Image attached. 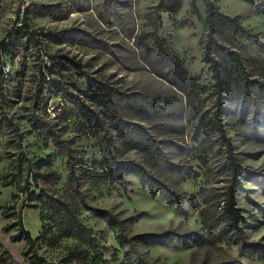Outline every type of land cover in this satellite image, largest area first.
<instances>
[{
    "label": "rangeland",
    "instance_id": "1",
    "mask_svg": "<svg viewBox=\"0 0 264 264\" xmlns=\"http://www.w3.org/2000/svg\"><path fill=\"white\" fill-rule=\"evenodd\" d=\"M207 57L227 76L222 101ZM168 58L195 82L176 83ZM0 119V264H264V0H0ZM218 124L247 168L238 229ZM125 162L174 198L117 178ZM51 197L85 238L41 218ZM14 207L33 248L12 240Z\"/></svg>",
    "mask_w": 264,
    "mask_h": 264
},
{
    "label": "trees",
    "instance_id": "2",
    "mask_svg": "<svg viewBox=\"0 0 264 264\" xmlns=\"http://www.w3.org/2000/svg\"><path fill=\"white\" fill-rule=\"evenodd\" d=\"M225 20L227 23H229L231 26L234 27L235 30H240L241 24L239 23V20L237 18H229V17H225ZM26 34L29 35L30 38H34V34L32 32H30L29 30L26 31ZM213 41H210V43ZM209 43V44H210ZM207 53H209V51H207ZM207 60H210V62H213L212 65V69L214 70V83H213V90H214V95L217 96L219 101H222L224 99V93L226 91H228L229 89V83H228V79L227 76H225L226 74H222L221 71L219 70L218 67V63L217 61H214L215 59H213L212 57H207ZM168 61L170 62V65H172V71L170 72L171 74H177V81L176 83L181 84V83H185V82H190L193 83L195 82V80H193L192 77L188 76V73L186 71V69L182 66L181 62L177 59V58H173L170 59L168 58ZM181 85H186L185 84H181ZM182 89H184L187 92H193V89L191 88V86L189 87H181ZM5 125V121H3L2 119H0V130L2 128V125ZM218 131L221 133L223 142L226 146L227 149V160L229 161V168H230V173L232 174V184L227 192V197H226V209L227 212L229 214V219L230 222L232 224V226H234L236 229H238L239 227V223H240V209L237 207V201H236V189L237 187L241 184V178L244 177L247 168H243L234 151V145L232 143L231 138L227 135L226 131L222 128V125L218 124ZM148 138H151V134L148 132ZM153 143L155 145V142L153 140ZM20 163V168H19V175L23 176L24 174V160H22L21 158L18 160ZM117 163V162H113ZM39 168L40 165H38ZM116 169H114V171H117V178H121L122 176H124L125 172L124 171H128V172H132L134 174H136L140 180L146 184H157L158 187H155V189H159L162 188L163 189H167L164 190L163 193L168 195L170 194L171 198V191L170 189H168V187H164L161 184H158L153 181H151V179H153L154 177H150L148 172L140 165L133 163V162H125L124 165L120 164V167L118 166L119 169H117V166L115 165ZM17 173H14L13 178L8 179V175L3 177V182L2 184L4 186H11L14 185L17 182V177H15ZM253 176H257V174L252 175ZM36 179V177H34ZM157 181V180H156ZM27 182L29 183V178L27 179ZM151 182H153V184H151ZM29 187H26L25 192H28ZM24 191V190H22ZM31 194H36L35 190L31 191ZM40 195V194H39ZM38 195V196H39ZM169 196V195H168ZM169 197V198H170ZM170 198V199H171ZM5 216L10 218L13 217L17 223H16V233L13 234L12 240L14 241H21V240H25L28 247L29 248H33L34 246V242H35V238L32 236L30 230H28L24 223H23V218L21 216L20 213L17 212L16 208L14 207V211L12 212H8L5 213ZM41 218L46 222V220L50 219L53 221V225L58 227V230H61L63 232H65V234L67 236H80L82 238H85L86 233L85 232H81L82 230H84L85 227H81V225L79 224V221L77 220V218L71 213V211H69L66 207V205H64L62 203L61 200L51 197V200L49 202V206L47 207V209H43L41 210ZM108 222L115 227L116 229H118V231L121 232H125V224L123 221L118 220L116 217H114L113 215H109L108 216ZM9 227H7L6 229H8ZM48 227L47 229L44 231L43 236H48ZM81 232V233H80ZM121 235V236H120ZM119 236H120V243L124 244L125 241L129 242L131 241V239H127V235L124 233H120L119 232ZM134 254V252H133ZM137 256L139 263L136 264H149L148 262L144 261L142 258L140 259V257L138 255ZM36 263L37 264H44V262L42 261V259L40 257H37L36 259Z\"/></svg>",
    "mask_w": 264,
    "mask_h": 264
}]
</instances>
